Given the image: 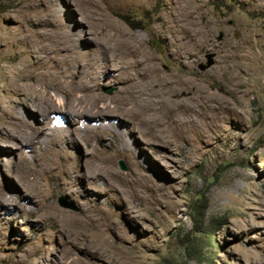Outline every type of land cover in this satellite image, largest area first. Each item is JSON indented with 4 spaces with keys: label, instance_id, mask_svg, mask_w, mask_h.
I'll return each mask as SVG.
<instances>
[{
    "label": "rangeland",
    "instance_id": "1",
    "mask_svg": "<svg viewBox=\"0 0 264 264\" xmlns=\"http://www.w3.org/2000/svg\"><path fill=\"white\" fill-rule=\"evenodd\" d=\"M185 8L186 22L168 0H0V264H264V0ZM124 43L178 86L149 106L166 99V117L180 119L182 100L199 106L200 135L166 141V124L158 135L147 125L155 112L131 98L140 83L114 73L129 65L101 67ZM88 72L107 100L81 96ZM77 106L120 115L130 149L71 117L63 136L54 122L40 134L34 114ZM205 190L202 232L188 237L201 253L190 257L191 208Z\"/></svg>",
    "mask_w": 264,
    "mask_h": 264
},
{
    "label": "bare ground",
    "instance_id": "2",
    "mask_svg": "<svg viewBox=\"0 0 264 264\" xmlns=\"http://www.w3.org/2000/svg\"><path fill=\"white\" fill-rule=\"evenodd\" d=\"M169 3L172 5V10H173V13L175 15V17L177 16V14H180L183 16L182 20L184 19V22H186L187 20V13H190L187 11V7L185 8L186 4L188 3V0H168ZM195 1H200V0H195ZM195 3V2H194ZM198 3V2H197ZM190 6V5H189ZM194 7V6H193ZM195 19V18H194ZM189 20V19H188ZM184 30V29H183ZM188 30V29H187ZM183 33V32H182ZM185 33V32H184ZM125 48H129V46L127 44H121L120 47H119V53L118 54H115V55H112L111 57H109L110 55L107 54V57L106 59H104V63L101 65V67H103L105 70H108V66H110V64L112 62H116L115 60L118 59L120 61H123L125 62L126 64H128L129 66L125 67H119L117 68V70L114 72L115 74H119L118 77H120L119 81L120 82H123L126 84V87L130 84H132L133 80H136L134 86H138L137 84L140 83L139 86H141L140 89L138 90H133L132 94H131V98L133 101H135L137 104H141V106H149V104L147 103L149 100H146V99H149L151 96H153L155 93H156V90L161 93V94H164L166 96V93L167 94H170L172 93L173 91H176L177 89V85H175V82H171L169 84V81L166 80L164 81V78H162L158 73H157V68H156V65L152 64V61L153 59L151 60L150 57H147V56H144L145 60H142L141 59V62L137 60V58L140 56L139 53L140 50L139 49H133L131 52L128 51L129 49H125ZM134 48V47H133ZM107 53V52H105ZM72 56V55H71ZM123 57H126V58H123ZM113 64V63H112ZM124 65V64H123ZM118 66V65H117ZM120 66V65H119ZM56 67V66H55ZM134 68V72H135V75H128V69L129 68ZM62 68V67H61ZM87 72V71H86ZM132 74V73H130ZM59 76V75H58ZM87 76L89 77V79L91 80L90 83L88 84H84L85 87H84V90H85V94L84 95H80L81 96H86V97H91L93 98L94 96L97 98V99H100V100H107L105 99L102 95L98 94V95H95L93 92L94 89H97V87H95V85L97 84V82L95 83V80L96 78L93 77V74L92 72H88L87 73ZM96 76V75H95ZM115 76V75H114ZM48 84V83H47ZM166 85V86H165ZM183 85H186V86H194L195 83L194 81H186L185 83H183ZM132 86V85H131ZM124 87V86H123ZM132 88V87H131ZM123 89V88H122ZM46 90V89H45ZM59 90V89H58ZM79 90V89H78ZM197 90H200L199 86L197 87ZM99 93V92H98ZM74 94V93H73ZM23 96V95H22ZM44 97L46 98H50V95L47 94V93H44L43 94ZM52 96V95H51ZM74 96V95H73ZM72 97V96H71ZM43 98V97H42ZM64 98V97H63ZM76 98V97H74ZM34 99V98H33ZM60 101L62 100V98H60ZM78 99V98H77ZM110 99V98H109ZM22 101V100H21ZM25 101V100H24ZM63 101V100H62ZM88 101V100H87ZM112 102H116V103H119V104H123L124 102H127V99L126 98H123V99H119V100H112ZM183 102L180 104L181 106V111L182 113H186L188 118H184L183 116V119H180V118H176L175 117H172V114H170V111H169V114H167L168 116H170V118L166 117V112L170 109L171 110V106L169 107L168 106V102L166 101V99H164V101H161V109H156L154 105L152 106H149L151 107V110H153L155 112V116L149 118V120L147 119V125L148 126H152L154 127L155 131H156V134L157 132H164L162 130H160L159 126H161L162 124H166V141L169 140L168 138V134L169 133H172L171 135H178V136H185L188 134L189 131H193L194 134H199L198 132L201 131V122L199 121V106L198 107H195L193 106L188 100H182ZM37 102V101H36ZM68 102V101H67ZM18 103V102H17ZM20 103V102H19ZM78 103V102H77ZM102 103V102H101ZM108 102L105 101V105L107 104ZM148 105H147V104ZM196 103V102H195ZM35 104V103H34ZM42 104V103H40ZM113 104V103H112ZM170 104V103H169ZM174 104V103H173ZM178 104V102H177ZM78 105V104H76ZM81 105V104H80ZM84 105V104H83ZM95 105V104H94ZM100 105V104H99ZM104 105V104H103ZM127 105V104H126ZM158 105V104H157ZM44 106V105H43ZM93 106V105H92ZM109 103L107 105V107H109ZM179 106V105H178ZM15 107V106H14ZM40 107V106H38ZM42 107V106H41ZM40 107V108H41ZM79 106L75 107V109L77 110H68L63 108L62 109H50L48 110V112H46V114H42V116H40L38 113H37V116L34 114H31L35 117H37V120H38V123H41L40 126H38V128H42L41 129V133H44L45 129L48 127V125L51 123V122H54V124L56 126H54L55 128L53 129V136H63L64 133H65V129L62 125V120L64 117H71V118H74V119H77L79 120V122L82 123V130L84 132H93L94 129H100V131H105V130H108V131H115L117 133H119L120 135H122V120L120 119V115H114L112 114H103V116L99 115V114H96V113H84L85 111L84 110H81V108L79 109L78 108ZM124 107V106H123ZM128 107V106H127ZM136 107V106H135ZM134 107V108H135ZM44 108V107H43ZM91 108V107H90ZM125 108V107H124ZM179 108V107H178ZM42 109V108H41ZM74 109V108H73ZM97 109V108H96ZM136 109V108H135ZM176 109V108H175ZM208 109V108H207ZM17 110V109H16ZM16 110H13L11 112L12 114V117H10V119H17V121H21V123L23 124V126L25 127H30L26 118H24V116H20L18 114V112ZM39 110V109H38ZM59 112L61 111L62 112V115H53V117L50 118V114L55 112V111H58ZM99 110V109H98ZM167 110V111H166ZM174 110V109H173ZM180 110V109H179ZM179 110H176V112H178ZM29 114V110H26ZM40 111V110H39ZM92 111V110H91ZM101 111V110H100ZM124 112V111H123ZM157 112L161 113L160 117L158 118L157 117ZM175 112V111H174ZM211 112V111H210ZM119 113V112H118ZM130 113V112H128ZM139 113V112H138ZM137 113V114H138ZM149 113V112H148ZM152 113V112H151ZM172 113V112H171ZM131 114V113H130ZM179 115V114H178ZM128 116V115H127ZM132 117V116H131ZM180 117V116H179ZM103 118L105 124L101 123L99 124V121H101V119ZM15 119V120H16ZM55 119V121H54ZM130 119V118H129ZM128 119V120H129ZM141 119V118H140ZM89 120H96V123L95 125H92L91 123H89ZM134 120V119H133ZM145 120V119H143ZM2 121V120H1ZM18 122V123H19ZM212 122V121H211ZM190 123V124H189ZM2 124V123H1ZM104 125L103 127L99 126V125ZM124 126V124H123ZM163 126V125H162ZM51 127V126H50ZM31 129V128H30ZM163 129V128H162ZM33 130V129H32ZM124 130V129H123ZM147 130V129H146ZM145 130V131H146ZM1 131V130H0ZM34 131V130H33ZM99 131V130H98ZM150 131V130H149ZM191 131V132H192ZM148 132V131H147ZM169 132V133H168ZM7 134V136H10V132H5ZM30 133V132H29ZM168 133V134H167ZM187 133V134H186ZM3 134V133H2ZM48 134V133H47ZM45 134V135H47ZM78 134V133H77ZM27 135V134H26ZM158 135V134H157ZM161 135V134H160ZM200 135V134H199ZM156 136V135H155ZM170 136V135H169ZM193 136V134H192ZM191 136V137H192ZM123 137V135H122ZM177 137V136H176ZM176 137L174 138V140L176 141ZM188 137V135H187ZM186 137V138H187ZM190 137V138H191ZM102 138V137H101ZM171 140V139H170ZM173 140V141H174ZM123 146L126 147V148H129L130 149V140L129 138H127L126 136L123 137ZM189 141V140H188ZM193 141V140H192ZM169 142V141H168ZM117 147H119L118 144H116ZM121 146V147H123ZM120 147V148H121Z\"/></svg>",
    "mask_w": 264,
    "mask_h": 264
},
{
    "label": "trees",
    "instance_id": "3",
    "mask_svg": "<svg viewBox=\"0 0 264 264\" xmlns=\"http://www.w3.org/2000/svg\"><path fill=\"white\" fill-rule=\"evenodd\" d=\"M207 190L199 193V198L197 203L192 206L191 208V223L192 229L189 235H185V252L190 257H195L201 253V249L198 243L193 242L188 237H192L194 233L202 232V227L204 225V215L208 206V199H207Z\"/></svg>",
    "mask_w": 264,
    "mask_h": 264
},
{
    "label": "water",
    "instance_id": "4",
    "mask_svg": "<svg viewBox=\"0 0 264 264\" xmlns=\"http://www.w3.org/2000/svg\"><path fill=\"white\" fill-rule=\"evenodd\" d=\"M221 37H222V34L219 35V39H220ZM207 58H208V59H207V62L204 63V64H201V65L199 66V68H200L201 70H205L206 68H208L210 65L213 64L212 54H209ZM121 166H122L123 168L125 167L124 164H123L122 162H121Z\"/></svg>",
    "mask_w": 264,
    "mask_h": 264
}]
</instances>
